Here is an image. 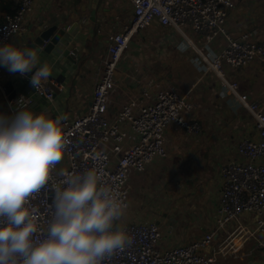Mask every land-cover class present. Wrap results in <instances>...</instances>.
Returning <instances> with one entry per match:
<instances>
[{"label":"crops","instance_id":"0c3cea01","mask_svg":"<svg viewBox=\"0 0 264 264\" xmlns=\"http://www.w3.org/2000/svg\"><path fill=\"white\" fill-rule=\"evenodd\" d=\"M90 1L35 0L32 11L24 19V30L12 35L7 42L24 45L47 12L56 16L74 14L72 20H85L90 13ZM131 16L132 7L127 0L97 1L95 20L88 22L94 28L96 39L88 47V55L82 54L71 72L68 80L71 98L62 124L65 119L87 110L102 71L108 38L120 31ZM226 28L233 36L251 33L254 40L264 42V0H235L226 18ZM183 32L187 38L174 28L152 21L131 37L116 66L115 85L106 110V115L112 119L122 105L133 101L139 106L145 101L143 91L157 89L188 91L195 104L193 110L184 114L200 123V134H188L175 123L167 126L164 155L156 156L143 171L130 173L128 207L122 220L117 222L122 225L155 222L161 231L160 249L192 241L210 231L222 186L220 169L229 161L242 159L236 150L240 140L257 136L253 115L237 98L224 91L213 70L206 69L203 56L217 54L224 44L223 37L206 46L188 26ZM188 39L191 45L181 51L180 45ZM223 67L226 76L238 82L239 91L264 110V63L255 61L238 69L225 64ZM14 75L2 67V115L15 113L16 98L23 99V108H26L28 99L17 92L12 83ZM27 88L34 93L29 82ZM238 226L248 228L252 222L242 218L228 225L223 233ZM244 243L238 244L240 249Z\"/></svg>","mask_w":264,"mask_h":264},{"label":"built area","instance_id":"2783aa9c","mask_svg":"<svg viewBox=\"0 0 264 264\" xmlns=\"http://www.w3.org/2000/svg\"><path fill=\"white\" fill-rule=\"evenodd\" d=\"M127 1L132 7L131 19L108 38L102 71L92 90L89 106L84 113L63 121V131L69 141L63 158L51 171L48 184L29 197V206L38 216V238L45 237L54 213V187H66L64 182L69 177L90 168L99 170L105 184L117 191L128 207L130 173L143 171L156 156L164 155L167 126L175 123L188 134H200V123L184 114L195 106L188 91L145 90V101L141 105L131 101L122 105L112 119L106 115L108 97L115 85L116 66L123 51L138 30L156 21L183 35V29L188 26L206 46L223 37L224 44L217 54L203 56L206 69L213 70L224 91L237 98L253 115L257 136L240 140L236 150L242 159L229 161L221 167L222 186L217 214L209 232L192 241L160 249L161 231L155 222H131L123 225L132 238L131 245L117 251L104 264H218L212 247L215 239L228 225L242 218L250 220L252 226H238L232 233L243 232L239 238L241 243L254 233L261 235L257 241L264 248V110L259 103L250 101L246 93L239 91L238 82L229 79L223 67L225 64L238 69L255 61L264 63V42L254 40L251 33L233 36L228 31L226 18L235 0ZM34 2L18 0L15 12L5 16L0 23V44L24 30V19L32 11ZM30 87L36 94L51 100L63 85L48 80L37 90L31 84ZM23 105V99L16 98L13 108L16 111ZM233 239L229 248L235 254L240 247L233 243Z\"/></svg>","mask_w":264,"mask_h":264},{"label":"clouds","instance_id":"9594fccd","mask_svg":"<svg viewBox=\"0 0 264 264\" xmlns=\"http://www.w3.org/2000/svg\"><path fill=\"white\" fill-rule=\"evenodd\" d=\"M191 45H180L184 51ZM42 49L17 42L0 44V67L25 76L36 90L47 82L54 61ZM35 69V70H34ZM34 70V71H33ZM63 117L47 110L18 109L0 114V264H104L132 243L121 221L127 204L95 168L54 187V213L43 239L29 197L46 186L69 143Z\"/></svg>","mask_w":264,"mask_h":264},{"label":"water","instance_id":"95a60500","mask_svg":"<svg viewBox=\"0 0 264 264\" xmlns=\"http://www.w3.org/2000/svg\"><path fill=\"white\" fill-rule=\"evenodd\" d=\"M97 1H90V13L85 20H72L71 16H75L74 14L62 13L56 16L52 12H47L38 24L35 34L24 44L41 48V61L45 59L54 61L55 68L49 78L50 81L65 83L62 90L53 94L51 100H46L34 91L35 94L30 93V89L27 88L31 73L25 76L16 73L12 83L15 84L17 92L28 99L27 109L34 112L47 110L48 114L54 117L57 114L64 116L68 100L71 98V86L68 84L71 72L77 67L81 55H88V47L96 39L94 28L89 26L88 22L95 20ZM80 10L83 11L84 7ZM73 83L76 81L73 80Z\"/></svg>","mask_w":264,"mask_h":264},{"label":"rangeland","instance_id":"374dc122","mask_svg":"<svg viewBox=\"0 0 264 264\" xmlns=\"http://www.w3.org/2000/svg\"><path fill=\"white\" fill-rule=\"evenodd\" d=\"M156 68L159 69L158 67ZM241 235H243V232L236 231L232 233V230H228V232L216 238L212 247L216 252L218 264H264V248L257 241L261 238V235L255 233L253 234V238L249 237V240L243 244L236 254H232L229 248L231 239L234 238L233 243L238 246L241 242L239 240ZM246 251H250V253Z\"/></svg>","mask_w":264,"mask_h":264},{"label":"trees","instance_id":"16d2710c","mask_svg":"<svg viewBox=\"0 0 264 264\" xmlns=\"http://www.w3.org/2000/svg\"><path fill=\"white\" fill-rule=\"evenodd\" d=\"M17 5L15 0H0V23L4 21L6 15L15 12Z\"/></svg>","mask_w":264,"mask_h":264}]
</instances>
